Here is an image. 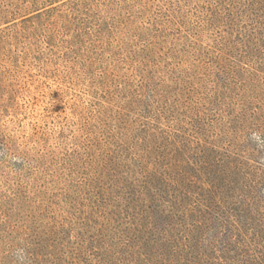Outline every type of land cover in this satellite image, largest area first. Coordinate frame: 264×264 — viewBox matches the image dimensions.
<instances>
[{"label":"trees","instance_id":"obj_1","mask_svg":"<svg viewBox=\"0 0 264 264\" xmlns=\"http://www.w3.org/2000/svg\"><path fill=\"white\" fill-rule=\"evenodd\" d=\"M53 5L0 31L5 63L88 99L55 145L0 126V264H264V0Z\"/></svg>","mask_w":264,"mask_h":264},{"label":"rangeland","instance_id":"obj_2","mask_svg":"<svg viewBox=\"0 0 264 264\" xmlns=\"http://www.w3.org/2000/svg\"><path fill=\"white\" fill-rule=\"evenodd\" d=\"M66 1L70 0H0V31L35 10ZM9 51L10 47L0 39V69H6L2 71L9 73L6 77L17 89L15 102L0 118V126L5 134L24 146H31L33 137L36 142L42 137L50 138V144L55 145L56 132L72 119L71 109L88 99L85 83L77 78L78 69L71 71L72 67H42L32 60L27 66L19 63L9 67L5 63ZM57 106L61 107L60 111Z\"/></svg>","mask_w":264,"mask_h":264}]
</instances>
